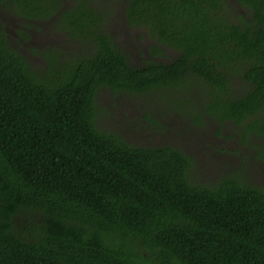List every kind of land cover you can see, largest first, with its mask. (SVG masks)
Instances as JSON below:
<instances>
[{
    "label": "trees",
    "instance_id": "16d2710c",
    "mask_svg": "<svg viewBox=\"0 0 264 264\" xmlns=\"http://www.w3.org/2000/svg\"><path fill=\"white\" fill-rule=\"evenodd\" d=\"M124 1L171 62L130 64L101 0H0L83 47L35 66L0 28V264H264L263 187L237 172L194 181L192 155L102 127L97 100L179 99L198 122L264 136V0H235L242 14L229 0Z\"/></svg>",
    "mask_w": 264,
    "mask_h": 264
},
{
    "label": "rangeland",
    "instance_id": "374dc122",
    "mask_svg": "<svg viewBox=\"0 0 264 264\" xmlns=\"http://www.w3.org/2000/svg\"><path fill=\"white\" fill-rule=\"evenodd\" d=\"M101 2L107 17L105 26L130 64L140 65L147 59L168 63L175 58L177 50L163 46L155 52L151 48L155 41L147 30L128 23L124 0ZM229 2L234 5L235 13H245L235 0ZM0 28H5L9 44L35 66H44L43 52L50 48L58 49L63 57L83 51L79 41L68 40L56 28L54 19L24 20L12 9L0 6ZM97 100L103 109L99 119L102 127L135 145L168 144L192 155L194 181L213 184L221 176L237 172L244 182L264 188V136L244 134V128L231 121L220 125L216 120L202 117L198 122L187 114V104L184 106V101L179 99L161 101L146 95L113 94L104 89ZM20 218L26 220L27 216Z\"/></svg>",
    "mask_w": 264,
    "mask_h": 264
}]
</instances>
